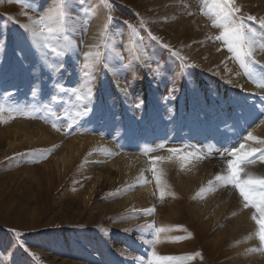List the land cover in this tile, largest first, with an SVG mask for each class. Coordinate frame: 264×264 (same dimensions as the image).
Instances as JSON below:
<instances>
[{
    "label": "rangeland",
    "instance_id": "rangeland-1",
    "mask_svg": "<svg viewBox=\"0 0 264 264\" xmlns=\"http://www.w3.org/2000/svg\"><path fill=\"white\" fill-rule=\"evenodd\" d=\"M194 1L197 15L207 20L216 35L201 33L193 38L180 14L185 11L188 18L192 16L187 12L188 0H71V19L65 31L45 49L22 25L30 23L28 17L43 15L55 0H23L27 8L17 0H0V105L20 110L6 111L0 121V264H149L153 250L161 258H171L162 259L161 264H237V257L242 258L241 264L249 257L253 259L249 264L264 262L256 260L257 256L264 260V251H253L260 249L257 230L251 235L253 241L241 245L228 239L213 255L207 252L209 246L204 247L206 241L197 240L200 221L165 227L154 218L159 217L162 206L176 205L172 198L160 199L152 172L162 161L154 164V158L169 153V148L194 152L224 168L231 159L226 150L241 144L264 149V144L258 143L264 139L254 135L264 120V98L232 84L226 72L230 59L250 87L264 83V63L257 54H264V28L259 24L264 15L241 7L236 14L257 37L253 57L246 59L253 71L250 78L217 39L223 31L213 26L218 20L214 7L218 0ZM249 15L256 20H247ZM106 23L109 28L102 41L99 33ZM129 25L137 35L133 36ZM51 46L60 55L53 53ZM97 52L98 61H86L87 54ZM195 58L201 65L193 62ZM85 63L90 64L87 76ZM121 90L129 96L124 106ZM145 90H149L148 100L143 98ZM74 93L83 98L77 100ZM226 93L237 101L240 130L225 111ZM246 105L253 106L251 111ZM33 127L45 128L52 138L58 136L61 145L75 138L96 137L109 141L123 154L144 157L147 169L141 179L145 187L119 184L121 175L108 160L100 161L110 155L92 147L82 153L79 142L71 143L80 153L77 166L68 148L46 146ZM21 129L40 138L38 143L30 145L29 137L20 138L16 133L21 134ZM147 130L149 138L140 142V135ZM249 133L255 140L246 141ZM125 142L135 146L128 149L123 147ZM94 150L98 152L94 154ZM258 156L246 171L264 177V161ZM203 187L207 189L208 182ZM219 187L239 197L231 186L217 183ZM145 188L153 202L143 210L130 198ZM207 194L206 190L203 200ZM194 197L192 201L201 200ZM209 203V208L215 204L210 199ZM176 211L169 209L161 215ZM227 218L219 214L206 221L205 225L216 219L219 223L210 228L206 239L217 238L228 226L233 227L235 219ZM147 225L170 230L160 233L159 242L153 245L154 230ZM185 227L188 235L177 234ZM192 238L193 243L197 241L195 249L160 250L164 244L176 245Z\"/></svg>",
    "mask_w": 264,
    "mask_h": 264
},
{
    "label": "bare ground",
    "instance_id": "bare-ground-1",
    "mask_svg": "<svg viewBox=\"0 0 264 264\" xmlns=\"http://www.w3.org/2000/svg\"><path fill=\"white\" fill-rule=\"evenodd\" d=\"M188 1H190V5L187 6V8H188L187 12L191 13L192 16H190V18H188L185 11H184V13L180 12V14L184 15L183 18L181 17V19L184 23L185 22L187 23L186 24L187 30H190V33L193 36V38L200 37L201 33H204L205 35H210V36L216 35L215 30L213 29V27H210L207 20L202 15H200V14L197 15L198 13L196 11L195 1L194 0H188ZM200 2H201V0H200ZM234 4L237 7H241L245 10L252 11L253 14L257 13L259 15H264V0H234ZM257 54L264 63V54L261 52H257ZM222 55L226 56L224 54H222ZM193 62H195L198 66L201 65V63H199V59L195 58V60H193ZM226 69H227V71H226L227 75L229 76L228 81H230L232 84L235 83L236 85H241L243 87V90L245 89V90L252 91L254 94L259 96L260 98L261 97L264 98V88L250 87L247 83H245L244 76H242V74L239 72V70L235 66L234 61L228 59L226 62ZM148 91L145 90V92L143 94L144 100L149 99L150 95L148 94ZM120 93H121V97H122V105L124 106L125 104H127V99L129 98V96L127 97V94H125V92H123L122 90L120 91ZM228 93H226V97H228V98H227V102L225 104V111H227V115H228L229 119L234 122L235 128L240 130L241 126L239 124H240L241 120L239 119V116H237V111H236L237 101L234 100L232 97H230V95ZM258 102L260 103L261 100H258ZM246 106L251 111V108L253 106H250V105H246ZM132 118H133V116H132ZM127 122H128V119H127ZM131 124H132V122L129 121L127 126L130 128ZM258 126L259 127H257L255 129L254 135L257 134L258 135V136L256 135L257 137H259V135H260V137H262V139H264V120L262 123L259 122ZM235 128L233 129L234 131H235ZM21 132H22L21 134L19 132L16 134L18 136L20 135L19 136L20 138L29 137L31 139V143H29L30 145L37 144L38 140H40V138H35L34 136L28 135L27 132L23 129H21ZM33 132H34V134H36L42 138V141H44L46 146L47 145H53V146H58L59 148H61V146H62V148H64L65 150L68 148V150H70L72 156H74V158H75L74 162L76 163L77 166H79L81 164V161H80L81 158L79 157L80 153H77V151H76L77 146L76 145H74L76 147L71 146L72 145L71 143L79 142L78 144H80V148H81L80 152H82V153L85 151V149L88 150L92 147L94 149H98L101 152H104V153L110 155L111 158H113V156H117L116 160H113V159L108 158V157H101L100 161L102 163H104V162H106V160H108L109 163H111L110 167L112 169L116 170L121 175L122 182L119 184H122L124 182V184L128 185V187L129 186L131 187L133 185H136V186L141 185L138 187H142V188L145 187V185H144L145 180L143 181L141 179V176H143V174H142L143 171L146 172L147 160L142 156H139V155L134 154V153H132V154H125L124 153L123 154L119 151V149L114 147L113 144L110 143L109 141H105V140L102 141L96 137H93V138L92 137L75 138L74 140L69 141L68 144L61 145L59 137L58 136H56V138L50 137V131H47L45 128L43 129V128H38V127H33ZM135 133L137 134L136 129H135ZM132 134H134V133L132 132ZM127 136L129 137L130 135H127ZM148 136H150V133L147 130V132H145V134L140 135V137H139L140 142L145 141L146 138H149ZM135 139L136 138H134L133 140L135 141ZM14 141H15V139H14ZM246 141H249V139H247ZM44 146H42V147H44ZM134 146H135L134 142L132 144H129V142L128 143L125 142V145L123 147H127L128 149H132ZM252 148H254V147L253 146H246L245 150H250ZM98 150H94L92 152H94V154H95L98 152ZM184 151L191 152L188 150H184ZM170 155H171V153L161 154V156L164 157L165 159L161 161V167H158V169H157L161 173V186L159 189L161 190V188H162L164 191V196L172 198L173 201H175L176 205H171V206L166 207V208H163L164 206H162V209L159 210V212H158L160 214L157 215L159 217H157V218L154 217L156 219V222L161 226H165L168 224V225H171L173 227H176L177 225H185L186 221H190V222L191 221H194V222L200 221V224H199L200 228L196 232L197 240H198V242H205L206 241L204 244V247L206 248V246H209V250H207V252L209 254H213V255L218 254L221 247L226 243L225 241L228 239H229V242H230V240L231 241L235 240L236 242L234 244L239 242L241 245H243L244 243L246 244L249 241H253V238L251 235L253 233H255L257 230V227L255 226V224H253V221H252L253 210H251L249 208L247 211L243 210L242 200L239 199V197L237 195L232 194L231 190H225V188L222 189L221 187H219V188L215 187V189L213 191L209 192V194L206 195L205 200H203V198H201V200L195 199L192 201L193 196L196 195V193L199 191V189L201 187H203L204 184H206V182H208L209 180H213L217 174H220V173L225 171L226 168H224L223 164L219 163V162H218V164H216V162H208V161L203 160V159H200V160L191 159L190 162H188L184 165V167H181V162L178 159H176V158H173L172 160L168 159V157ZM86 158H87V161L90 160V158H88V157H86ZM146 189L147 188L142 189L141 191H138L133 196H131L132 198H130V199H134L137 201V202L135 201L136 205H137L136 208H143V210H144V208L148 209V207L151 206L153 200L150 199L149 197L147 198V193H146L147 190ZM131 191H133V190H131ZM127 193H128V191H127ZM209 199L213 200L215 203L210 208H209V205H210ZM205 201H207L206 206L203 205V203ZM181 205H185L186 209L181 210L180 209ZM169 209H176L177 211H176V213L172 212L168 215H163V217H162L161 214L164 211L169 210ZM219 214L227 215L228 216L227 219H230V217L235 219V221L233 220L234 226L233 227L228 226L227 231L225 233L221 234L217 238L206 239V236L209 233L210 228L216 227L217 224H219V223H217V221H218L217 219H216V222L212 221V222H209L205 225L206 221H208L209 219H212V217L217 216ZM183 222H185V223H183ZM168 225H167V227H168ZM186 229L187 228L185 227V229L182 230L181 233L178 232L177 234L188 235ZM177 234H175V236H177ZM166 240L168 242H171L172 238L168 237V239H166ZM166 240L164 239V241H166ZM169 240H171V241H169ZM164 241L161 240L162 243ZM193 242H194V239L192 238V240H190V241L188 240L186 242H181V243H178L176 245H168V244L165 245L164 244V246H160V250L166 251V252L168 250H172V251L177 250V252L178 251H188V250H192V249L196 248L197 241L195 240V243H193ZM252 260L253 259L249 257L244 261V264L252 263ZM256 260H261L262 262L264 261L261 259L260 256H257ZM235 261L237 264H239V263L241 264L242 258L237 257L235 259ZM256 263L257 262H255V264ZM257 264H264V262L263 263H257Z\"/></svg>",
    "mask_w": 264,
    "mask_h": 264
},
{
    "label": "snow or ice",
    "instance_id": "snow-or-ice-1",
    "mask_svg": "<svg viewBox=\"0 0 264 264\" xmlns=\"http://www.w3.org/2000/svg\"><path fill=\"white\" fill-rule=\"evenodd\" d=\"M17 2H21L22 6L25 8L28 7L27 3H24L23 0H17ZM214 7L217 10L216 14L218 20L214 22L213 26L222 27L223 29L221 35L218 36L217 39L223 41L228 52L233 54L231 58L238 60L240 67L245 69L246 74L251 78L253 76V71L246 63V59L253 57L254 46L257 43L256 34L246 25L243 17L236 15L240 13L241 9L235 6L234 0H218V3ZM71 9V0H55L53 6L48 8L43 15H39L36 19L28 17L30 23L22 25V27H24L25 31L29 32L33 38H39L41 46L48 49L50 45H52V41L58 39L65 31L66 25L71 19ZM247 20L255 21L256 17L249 15ZM259 24L264 28V19H260ZM108 28L109 25L106 23L103 30L99 33L102 41L107 36ZM129 28L133 36L137 35L135 28L131 25H129ZM152 39H156V37H152ZM165 47H167V45H165ZM261 47L264 48V42H261ZM51 51L60 55V52L55 46H51ZM85 59L86 61L95 63L99 60V53L97 52L95 55L89 53L86 55ZM253 63H255V61H253ZM89 67V63L84 64L85 76L89 74ZM257 86L264 88V83H259ZM75 98L81 100L83 97L79 94H75ZM53 99L55 100V97H53ZM6 111L12 113L20 110L6 108L4 105H0V121H2L3 114ZM11 118L15 117L13 116ZM52 127L56 131H59V128H57L55 124H53ZM247 139L255 140V137L249 133ZM258 143L264 144V141H258ZM226 151L231 159L226 161L225 171L217 174L213 180H209L207 189L201 187L194 198H204L206 190L209 192L213 191L217 183L221 186H231V188L235 189L243 202V208L248 209L251 207L255 210L252 220L257 226L256 238L260 241V249H253V251H264V177L246 171L248 165L256 162L257 153H259L258 159L264 161V149L252 148L250 150H245V145L241 144L237 149H229ZM168 152L171 153L168 159H178L181 162V167H184L191 159L200 160L203 158L199 154L186 152L182 149L169 148ZM164 159V157L157 156L154 158L153 163L155 164L156 161ZM152 172L157 187L160 188L161 173L155 167L152 168ZM160 199H164V191L162 188L160 190ZM150 212L154 213L155 209H151ZM146 227L154 230V239L151 242L153 245L159 242L160 233L170 230L164 227L156 228L155 225H147ZM196 255H199V253ZM162 259L171 258H161L157 256L153 250L152 259L149 261V264H161Z\"/></svg>",
    "mask_w": 264,
    "mask_h": 264
}]
</instances>
